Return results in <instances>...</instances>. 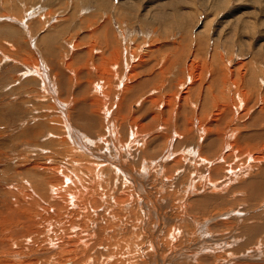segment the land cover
<instances>
[{"label":"rangeland","instance_id":"rangeland-1","mask_svg":"<svg viewBox=\"0 0 264 264\" xmlns=\"http://www.w3.org/2000/svg\"><path fill=\"white\" fill-rule=\"evenodd\" d=\"M103 21L104 23L108 21L107 24L111 30L112 36L108 41L106 34L104 36L100 29ZM51 28L56 30L54 31ZM157 37L158 42H155L157 45L166 44L168 46L169 43L178 41L180 44L178 46L181 47L180 50L182 52L188 50L189 54L186 58H190V61L194 53L199 56V62L198 60L194 62L192 71L191 69L186 71L187 74H191L192 78L196 80L200 78L201 81L198 82L203 87H201L202 93L197 89L196 91L199 90L198 92L193 93L192 91L193 94L191 93L194 98L188 95V100L186 99L190 107H186V111H188L186 115L187 118L193 119V125L194 121H196V112H198L203 102L208 80H210V71L207 70L210 64H213V66L218 65L219 67L217 66V68L219 69L218 75L212 79V84L208 86V92L210 91L206 98L208 99V104L205 106L206 110L204 109V113H207L208 117L206 118L208 121L205 124L216 116L214 115L215 111L212 103L218 104L215 101V95L220 97L222 90L227 101L243 98L245 103H248L247 97L249 95L252 97H249L252 99V102L257 100L253 108L254 110L257 111V109L259 110L260 107L264 106V0H0V53L4 52L3 55H0V188L2 190L4 188L5 190H10L9 188L12 184H16L19 181L18 178L22 179V177L28 183L27 180H29L30 176L26 175L22 170L15 174L17 163L22 161L24 156L29 155L28 158L30 159L31 155H43L42 151H37L39 147L50 151V158L52 160H43V162H47V164H60L64 166L63 168L61 166V169L69 172L73 184L69 185L68 190H65V195H76L73 197L74 200L72 202L74 203L75 197H92L90 192L93 191L92 194L97 193V189H100L98 187L104 185L103 182L99 183L98 181H102L100 180L102 179L101 176L106 175L101 172L100 169H103L101 166L108 162L109 167L117 170L112 162L116 160L115 163H118V167H124L130 175L139 176L136 181L138 186H140V183H143L141 176L147 178L145 183H143V192L136 191L132 196L136 195L137 197L131 196L134 199H132L130 204H122L124 208L122 207L121 211L125 215L123 216L125 227L133 228L144 222L146 224L142 223L141 225L144 228L146 227V232H142L145 241L149 239L147 242L150 241L152 243V240L157 236L163 237L161 234L165 235L164 230L160 233L158 232L159 234L154 233L157 229L155 225L158 223V219L154 217L155 211L153 208L155 206L153 201H155V204L161 208V210L159 209L160 215L165 216L168 221L160 219L161 223L158 224L163 229L171 227L177 230L179 225H182L186 228L185 232H188L191 228L194 230L196 226H202L201 230H204L202 232V235L205 236L204 238H206L204 234L208 233V236H211L210 239L213 240L211 242L212 245L215 246L217 243L222 244L223 250L220 249L219 251H221L220 253H224L223 259L227 260H224V263L230 264L234 263V261L242 263L240 261L242 258L248 257L250 259L251 257V262L255 261L252 263L258 264L259 260L260 264H264V261H261L263 259L261 257H258L261 259H257L255 255L249 257L252 254V249L264 246V235L262 233L258 234L260 237L255 235L252 240L249 236L248 247L240 251V253L232 254L231 251L230 253L227 251L230 249L234 250L233 247L235 248L242 244L248 236L247 230L244 233L240 229L241 225L247 223H253L252 225H254L255 223L257 226H260L263 223L258 217L245 219L249 215L255 217L253 215L257 214L261 216V213L264 214V211H262L264 210V177L261 178L263 187L260 188L261 190H258L259 192L257 191V194H259H255L253 197H249L248 194L257 190V187H259V184H256L257 182L252 183L250 187L252 191L250 193L246 192L243 188H239V186L245 180L264 176V147H261L264 145L262 142L264 141V116H261L263 117H260L261 119L258 118L259 121H255V124L247 129L248 134H243V130L241 129H230L229 125H234L238 117L236 112L231 110L232 115H235V120L233 123L229 121L230 124L228 123L229 125L227 124V126L223 125L222 129L225 132L220 136L218 152L212 151L208 153L212 155L217 153V156L221 154V157H224V163L222 160H218L219 158L214 159L217 157L214 156V160H210V165H199L198 158L195 159V156L192 157V154L187 156L186 153L188 152L186 150L189 149L185 148L184 150L183 147V151H179L180 154H178L181 157L177 156V154L175 155L176 158H179L183 162L182 165L179 167L167 165L168 161L164 160V155L172 147L171 140L168 143H164V141L163 148H161L162 151L156 154L151 144L148 146L147 143L145 144L143 136L132 137L130 135V132L136 135L153 134L154 131L150 129H157L161 125H164L163 118L165 117H162L164 110V116H168V113H170L168 107L162 106L163 101L166 103L168 98L170 99L174 96L171 93L173 89L170 92L167 86H165V91L167 92H165L166 94L163 93L162 96L156 92L158 86L155 84L156 86L154 85L153 87L154 80L153 84L149 85L151 87L148 86L146 89L143 87L142 91L140 90L133 94L131 90L126 92L127 84L131 85L139 80H143L147 78V73H156L155 70L157 69L161 70L163 68L160 73L165 72V76L163 77L167 80L174 73V71H168L162 67V61L156 64V62L144 59L145 67H141L144 65L139 64L140 66H137L139 68L136 71L138 72L145 68L147 73L140 71L141 73H138V77L131 78L130 76L132 64L137 65V61L139 62L143 58L142 55L145 53L143 48L146 46L144 45V41L153 40ZM133 45H137V47ZM113 49H120L123 51V54L127 52V58L115 63V58L111 52ZM6 50L11 53H8ZM23 59H26V67L22 65ZM200 60L206 63V65L200 63ZM212 60L213 62H210ZM149 62L151 63L149 64ZM34 68L35 70H33ZM26 69L31 70L28 76L25 75L28 74ZM196 72H200V74ZM221 78L223 79L221 80ZM181 79L183 80L184 88L182 86L183 83H180L181 85L178 86L177 90L179 93L176 91L175 103L176 100L180 99L179 96L183 95L182 93L185 92L184 90H186L188 84L190 85L191 81L192 83L194 81L191 79L190 83H188L185 78L181 77ZM172 84L173 88H176L177 84L175 82ZM240 91L246 93V97H240ZM251 91L256 96H253L254 93L252 95ZM198 95L202 97L200 98ZM123 96L126 99L119 108V102H121ZM147 99L148 102H146ZM153 99L154 101L158 99V102L161 100L159 105L156 104L157 101L153 104ZM198 102L200 106H198ZM40 111H43L45 115H50L49 119H46ZM176 111L178 113L177 109ZM252 113L249 112L245 116L246 119L244 118L242 122L249 121ZM117 115L121 117L119 118ZM152 115L155 116L154 125L148 126L147 121ZM228 116L230 117V114ZM55 117L61 120L63 126H60V128L57 127L56 122L52 121V118L54 119ZM256 123L259 124L257 125ZM137 125L143 129L141 128V131L138 130ZM177 127L180 128L179 125ZM59 131L62 133H59ZM231 131H235L234 134L230 133ZM236 131L239 132V137L241 134L248 136H252V134L257 135L252 136V141L250 138L240 139L237 143L238 136L235 137ZM253 131L257 133H251ZM34 132L40 133L35 134ZM33 133L41 136H34L39 137L37 140H34L32 139ZM51 134L59 138L65 135L67 140L65 143L63 141V144H59L57 143L59 139H52ZM71 135H74L75 138H70ZM205 137H209V134L206 133L205 135L198 136L202 144L207 143ZM190 140L193 141L188 137L189 142ZM164 145H166V148ZM239 147L243 150L238 151ZM198 152L200 154L201 150H198ZM111 157L112 159L110 160ZM170 159L172 160V158ZM255 160L256 162H254ZM163 164L166 165L165 168ZM222 164L223 171L219 167ZM65 166L67 167L65 168ZM95 166L98 169H95ZM216 167H219V170L217 173H214L216 170L212 169ZM230 168L233 170L238 168V174L232 175V173H228L227 170ZM119 170L122 169L119 167ZM202 171L206 173V182L212 180L215 185L216 183H220V186L211 187L209 183L204 182L202 177L205 173L200 174ZM105 172L107 173L106 170ZM122 173V171L119 173L118 171L111 172L107 179L112 175V177L119 176L124 178V173L121 175ZM232 177L236 178V181H233ZM94 178L95 180H93ZM95 182L100 186L97 187ZM128 182L121 181L118 183L115 180L114 184L117 183L116 185L119 186L121 183L120 185L123 188L126 187L124 186L126 183L127 186L130 185V189H133L130 191L135 192L133 182ZM122 183L124 184L122 185ZM18 185L16 184V187L19 188ZM79 188L80 190L82 189L81 195L72 193ZM114 188L111 192H115L116 188L115 190ZM123 189L126 190V188ZM213 190L218 192H214ZM48 193L50 194V191ZM105 193L104 191L101 199H104L103 197L106 199L105 195L107 193ZM142 193H145L147 196L142 198ZM116 194L119 195V193ZM144 198L147 200L146 210L143 209L146 212L141 213L144 216V218L142 217L144 221L140 222L139 220L137 222L136 218H134L136 215L134 212H137L138 209L131 210V205L134 200L142 202ZM199 200H205L204 204L206 205L203 206L205 209H197L194 206V201L198 203ZM78 204L82 207L78 208L81 211L74 209L75 212L73 211L72 213L75 215H72L76 222L79 221L78 223L81 224L82 219H76L77 212H80V215L77 217L82 218V214L84 217L90 210L85 209V205ZM114 205H109V213L107 212V214L117 212V207L115 209L116 205ZM112 207H114L113 211ZM103 208L105 209L104 206ZM102 209L99 211L95 209V213L97 211L98 213H102L104 210ZM240 213H242L241 216H239ZM93 215L92 217H94ZM138 217L140 218V216ZM152 219L155 220L153 221ZM42 224L44 225L45 223L41 222V227L43 226ZM47 226L62 230L61 226ZM155 227V231L152 232V229ZM113 232L115 236L111 237L112 241L117 239L116 234H118L116 229H113ZM90 233L93 239L89 240L90 245L88 244L83 249H81V246H78V241H72L74 237H67L69 241L65 240V242L71 245H67L66 248L65 246L61 247V252L65 253L69 249L73 250V252L71 254L68 253L70 255L59 254L54 259L53 264H68V262L71 263L73 260L83 262L84 259L86 260L87 254L91 256L93 250L89 252L90 247H93L94 250L97 249L95 243L98 233L97 231L93 232V230ZM44 234L47 235L45 232ZM44 234L43 236H45ZM190 235L192 236L193 233ZM172 237H174L172 242L165 245L163 257L169 254L172 248L178 251L180 244V247L185 249L183 251L187 252L189 256L185 259L187 253L183 252L185 257L182 253L181 257L174 255L170 258L171 261L169 263L171 264H196V260L192 261L190 259L192 257L191 253L198 254L199 246L200 249H203L202 247L212 248L210 241L206 242L208 241L206 239V244L201 245L199 242L202 238L200 239L198 236L191 237V239L186 236L185 239L174 234ZM169 239L171 241V238ZM130 240L132 241V239ZM73 242L77 243L73 244ZM251 243L252 246H250ZM255 243L256 245H254ZM188 245L190 247L187 248ZM167 248L169 251H167ZM111 249H115V246ZM83 250L86 251L84 252ZM56 252L54 251L53 253ZM189 259L192 263H189Z\"/></svg>","mask_w":264,"mask_h":264},{"label":"bare ground","instance_id":"bare-ground-1","mask_svg":"<svg viewBox=\"0 0 264 264\" xmlns=\"http://www.w3.org/2000/svg\"><path fill=\"white\" fill-rule=\"evenodd\" d=\"M107 22L104 23V21H103V24H101V26H100L101 28L100 27L99 28L102 30L101 32H102V34L104 36L106 34L107 41H108V39L112 36V34L110 32L111 30H110V27L107 24ZM52 30H54V28ZM94 30H95V28H94ZM93 35H95V34H93ZM96 36H97V34H96ZM114 37H115V35H114ZM157 39H158V37L156 39H153V40L144 41V45H146L143 48L145 53H143V55H142L143 58H141L140 60L138 59L139 60V62L137 61L138 64L135 62L137 65L132 64L133 67L131 69L130 76H131V78L138 77L137 75H138V73L140 71H142V73L145 71V68L144 69L142 68L143 70H140L138 72L136 71L137 68H139V67H137L139 64L140 65H144V66H141V67H145L144 59L145 60L147 59V60L152 61V62H156V64H157V62H161L162 61L163 64L161 66L166 68L168 71H171V70H172V72L174 71V73H172L171 78L167 80V79H165L163 77V76H165V72L164 73L163 72L160 73V71L163 68H161V70L160 69L159 70L158 69L155 70L156 73H154V72L153 73H147L145 71V73H147L146 74L147 78H145L143 80H139V81H137V82H135V83H133L131 85L127 84L126 92L131 90V92L133 94V93L139 92L143 87H145V89H146V87H148L149 85L153 84L152 83L153 80H154L153 87H154L155 84L158 86V90L156 92L159 93L160 96H162L163 93L167 92V91H165L166 90L165 86H167L169 88L170 92L173 89L174 92L172 90L171 93H172V95L174 94V96H173L174 98L173 97H171L170 99L168 98L166 103L164 101L162 103V106H164L166 108L168 107V110L170 111V113L167 112L168 116H164L165 115V110H164L163 116L162 115L161 116L165 117L166 121L169 122V123L167 124V122L165 121V118H163L164 125H161L157 129H150L151 131H154L153 134H150V135H148V134L136 135V134H133V132H130V135H132V137L143 136L145 138L144 139L145 144L147 143V146L151 144L152 147L154 148V150L156 151V154H159L160 153L159 151H162L161 148H163V142L164 141H165L164 143H168V141L171 140L172 147L170 149L167 148L168 152L165 153V155H164V160L168 161L167 165L170 164L171 166H177V167L182 165L183 162L180 161L179 158H176L175 155L177 154V156H179L178 155V154H180L179 151H183V148H184V150H185V148L189 149V150H186V152H188V153H186L187 156H189V154L190 155L192 154L193 155L192 157L195 156V159L198 158V162H199L198 164L199 165H201V166L204 165V164L210 165V160L213 159L214 156L216 157L217 153H215L214 155L208 154V153L212 152V151L213 152H215V151L218 152V150H219L218 149V145H219V142H220V136L222 135V133L225 132V131L223 132V129H222L223 125L225 124V126H227L229 121H230V123L231 122L233 123V121L235 120V118H234L235 115L234 116L232 115L231 110L236 112L238 117H237L236 123L234 125L232 124V126H231V125H229L230 123L228 124L229 127H231L230 129H236V130H240L241 129V130H243V134H248L247 133V129L252 127L253 124H255V121H259L258 118H260L261 116H264V106L260 107L259 110L257 109V111L254 110L253 108H254V105H255L257 100L255 102H252L251 101L252 99H250L252 97H250L249 95L247 97V99L249 100L248 103H245L243 98H237V99H232L230 101H227L225 99V97H224V91L222 90L221 94H220V97H218V95H215V101H217L218 104L216 105L215 102L212 103L213 107H214V111H215L214 115H216V116H214L213 119H211L207 124H205L208 121L207 118H206V117H208L207 113H204L205 112L204 109L206 110L205 106H206V104H208L207 103L208 99H206V98L209 95L208 93L210 92V91L208 92V90H209L208 86L212 84V79L215 76L218 75V69H219V68H217L218 65L217 66L216 65L213 66V64H210V66L207 68V70L210 71V74H209V76H210L209 79L210 80H208V86L205 85L206 88H205V91H204L203 102L201 104V107H199L198 112H196V116H195L196 121H194V125H193V119L187 118V115H186L187 112H188V111H186V107L187 108L189 107L188 101L186 102V99L188 98V95L190 97V95L193 96L192 94L194 92L196 93L199 90L201 91L202 85H201V83L198 82V81H201L200 78L196 80L195 78L191 77V74H187L186 71L187 70L189 71L190 69L192 71L194 62L196 60H198V62H199V56L196 53H194V56H193V58L191 57L192 59L190 61L189 60L190 58L189 59L186 58V56L189 54L188 50H186L185 52H182L180 50L181 47L178 46V45H180L178 41H177L178 44L175 41L169 43L168 44L169 49H168V46L166 44L157 45L155 43L157 41ZM105 45L107 46V44H105ZM134 47H137V45H135ZM134 47H133V49H134ZM111 52H112V56L115 58V63L117 61L120 62L121 59L127 58V52H125L123 54V51H121L120 49H113V50H111ZM8 53H11V52L9 51ZM3 54H4V52L0 53V55H3ZM24 56H26V55H24ZM25 60L24 59L22 60L23 64L21 62L20 63L23 66L26 67L27 66V62ZM200 61H201L200 63H203V64L206 65V63H204L202 60H200ZM210 62H213V60L210 61ZM150 63L151 62H149V64ZM154 66H155V64H154ZM200 66H201V64H200ZM130 68H131V66H130ZM149 69H148V71H149ZM33 70H35V68ZM26 71L28 72V74H25V75L28 76L29 75V71L31 73V70L30 69H26ZM198 73L200 74V72H198ZM128 74H129V72H128ZM230 74L233 75L234 72H233V74L232 73H230ZM126 76H127V74H126ZM181 77L185 78V80L188 83H190L191 79H193L194 81H193V83L191 81L190 85L187 83L188 87H187V85H185L187 87V88L185 87L186 88V90H184L185 92L183 91L184 92V93H182L183 95L179 96L180 99L176 100V103H175L176 91L179 88L178 86L183 83V80L181 79ZM197 77H199V76H197ZM222 79L223 78H221V80ZM186 81H185V83H186ZM174 82L177 84L176 88H173V84L172 83H174ZM235 82H236V80H235ZM235 82H234V84L237 83V82L236 83ZM242 84H240V85H242ZM182 86L184 88V83L182 84ZM149 87H151V86H149ZM180 88H182V87H180ZM197 89H199V90L196 91ZM192 91H193V93H192ZM202 91H201V93H202ZM177 92L179 93V91H177ZM218 92H220V91H218ZM213 93H215V92L213 91ZM239 93H240V97H242V96L246 97V93H243L241 91ZM251 93H252V91H251ZM253 93H252V95H253ZM152 94H154V93H152ZM257 94H259V93H257ZM198 96H200V95H198ZM253 96H256L255 93H254ZM201 97L202 96H200V98ZM155 98H157V96H155ZM161 98L164 99L163 97H161ZM193 98H194V96H193ZM256 98H258V97H256ZM125 99H126L125 96H123V98H121V102H119L120 103L119 104V108L124 103ZM148 99H150V98H148ZM148 99L146 100V102H148ZM253 99H254V97H253ZM156 101H154V99H153L152 103L154 104ZM193 101H195V100H193ZM159 102L157 101L156 104L159 105ZM140 104H142V103H140ZM198 104H199V102H198ZM198 106H200V104ZM138 109H140V108H138ZM176 109L178 110V113H177ZM124 110H125V108H124ZM252 110H254V111H252ZM77 111H78V109H77ZM249 112H253L251 117H250V119H249V121L247 120L246 122H242L244 120L245 116ZM40 113L43 114V111H40ZM228 114H230L231 118L228 116ZM43 115H44V117L46 119L50 116V115H45V114H43ZM117 116H116V118H117ZM188 116H189V113H188ZM0 117H1V112H0ZM135 117L137 118V116H135ZM143 118H144V116H143ZM154 118H155V116L152 115L148 119V121H147V125L148 126H153L154 125V121H155ZM226 118H229V119H226ZM261 118H263V117H261ZM90 120H92V119H90ZM52 121L56 122L57 123V127H59V128H60V126H63L62 123H61V120L59 118H57V117H55L54 119L52 118ZM122 121H123V119H122ZM130 121H132V120H130ZM140 121H142V120L140 119ZM112 124H114V122H112ZM177 125H179L180 128H178ZM129 126H130V124H129ZM164 126H167V127H164ZM229 127H227V128H229ZM137 128H138V130L141 131L142 127L137 125ZM142 132H144V131H142ZM234 132L231 131L230 133L234 134ZM34 133L37 134V133H40V132H34ZM34 133H33V135L31 134L32 135V139L37 140L39 137H34V136H41V135H35ZM59 133H62V132L59 131ZM206 133L209 134V137H205V139L207 140V143L206 144H202L201 143V139H198V136H201L202 134L205 135ZM238 133L239 132L236 131L235 137L238 136ZM251 133H257V132L253 131ZM258 133H260V131H258ZM63 134H64V132H63ZM256 135L257 134H252L253 137L256 136ZM63 136H64V138H63ZM63 136L59 138L58 136L52 135V139H54V140L59 139L58 140L59 142H57L59 144L62 143L63 141L65 143V141L67 139L65 138L66 137L65 135H63ZM252 136L242 135L241 134L240 137L239 136L237 137V143H238V141L240 139H248V138H250L251 141H252V139H253ZM172 137H173V139H172ZM188 137H189V139H192L193 141L190 140V142H189L188 141ZM70 138L74 139L75 137H74V135H71ZM260 139H262V138H260ZM262 142L264 144V141H262ZM159 146H161L160 147L161 150L158 149ZM164 146L166 148V145H164ZM57 147H58V145H57ZM261 147H264V145L261 146ZM178 148H179V150H177ZM180 148H182V149H180ZM198 150H201L200 154H199ZM239 150L241 151L243 149L239 147L238 151ZM37 151H42L43 155H33V156L31 155L30 159L28 158L29 155L28 156H24L23 160L19 161L17 163V170H16L15 174L22 170L24 173H26V175L30 176L29 180H27L29 184L27 182H25L23 180V177H22V179L18 178L19 181L16 182V184H19L18 185L19 188L16 187L15 183H13L12 186L9 188L10 190H5V188H4V190H2L0 188L2 190V191L0 190V264H53L54 263V259H56L59 254H63L64 253V252H61V247L63 248L65 246V248H66L67 245L68 246L71 245V244L69 245L68 242H65V240L66 241L68 240L67 237L76 238L75 240H73L74 239L73 238L72 241H78V243L77 242H73V244L77 243L78 246H81V249H83L86 246H88V244L90 242L89 240L93 239L92 238L93 236L90 233L92 230H93V232L97 231V233H98L97 237H96V243H95V245L97 246V247L96 246L95 247L97 249L94 250L93 247H90V251L89 252H91V250H93L92 251L93 254L91 256L87 254L86 255V260L84 259L83 262L73 260L71 263L68 262V264H171L169 262L171 261L170 258L172 256L177 255L178 257H181V253L182 252L183 253H187V252L183 251L185 249H182L180 247L181 246V244H180V246H179L180 249L178 250V248H177L178 251H175L174 250L175 248L174 249L172 248V250L169 251V249L167 248L168 249L167 251H169V254H166V256L163 257L164 253H165V251H164L165 245H167L169 242H172V239L174 238V237H172V235L175 234V235L179 236L180 238H185V239H186V236L190 237V239H191V237H195V236L197 237L198 236V237H200V239L202 238L201 241L199 242L201 245L205 243V239L208 240L206 242L210 241V244L213 241L212 239H210L211 236L210 237L208 236V233L204 234V235H206V238H204L205 236L202 235V232L204 230L203 229L201 230L202 226L201 227L200 226H196L194 230H193V228H191V230L188 229L189 230L188 232H185L186 228H185V226H182V225H179L177 230L175 228L172 229L171 227H169V228L167 227V229L166 228L163 229V227H161V225H159L161 223L160 219H162V221H166V222H168V221L165 218V216L160 215L159 209L161 210V208L159 207V205L155 204V201H153V204L155 206V208H153L154 211H155L154 217H156L158 219V223L159 224L155 223L156 224L155 226L157 227V229H156V227L153 228L152 232H154L155 229H156V232H154V233H158V232L160 233L161 231L164 230L165 231V235L162 233L161 235H163V237H158L157 236L159 234L158 233L156 235L157 237L155 239H153V240L151 239L152 243H150V241L147 242L149 239L147 241H145V239H143V233H144V231L146 232V230H145L146 227L144 228L141 225L142 223H144V222H141V221H144L142 219V217L144 218V216L141 213H145L146 212L145 210H146V207H147V200L144 198V200L141 199L142 202L141 201L139 202V201H136V200L133 201V203L131 205V210L134 211L135 209L136 210L138 209L137 212H134L136 214L134 218H136L137 222L139 220L141 222V224L137 223L138 225L134 226L133 228H129V227H125L124 226V218H123V216H125V215L121 211V208L122 207L124 208V205H122L124 203L130 204L132 199H134L132 197H134V196L137 197L136 195L132 196L134 193H136V191L143 192V188H144V184L143 183H145V181L147 179L146 177H142L141 176V181L143 183H140V186H138L136 181H137V177H139V176H136V175H133V174L130 175L129 173H127L125 168L122 167V166H119L120 169H122V170H119V167L117 165L118 163H115L116 160H114L112 162H113V165H114L115 169H117V170H113L114 169L113 167H112L113 169L111 167H109L108 166V162L104 163L105 164V165H103L104 167L101 166V168H103V169H100V170H101V172H103L106 175H102L101 176L102 179H100V180H102V181H98L99 179L96 178V179H98L97 181L99 183L103 182L104 185H102V187H98L100 185H98L96 183L97 182L96 181L95 182L97 184L96 186L98 188H100V189H97V191H96L97 193H95V194H92L93 191L90 192L92 197L90 196L91 199L88 200L89 202L87 201V199L90 198V197H84L83 198V196H82V197H75V202H74L75 204H74L72 201L74 200L73 197L76 196V195H74V194L65 195V190H68L69 189L68 188L69 185L73 184L71 182V176L69 175V172L64 170V169H61L62 165H60V164L59 165H57L56 163L47 164V162H43V160L44 161H49L51 159L49 150H45V149H42V148L38 147ZM60 152H62V151H60ZM182 156H184V155H182ZM179 157H181V156H179ZM161 158H163V157H161ZM170 158H172V160ZM111 159H112V157L110 158V160ZM214 159L222 160V162L224 163V157H221V154L218 155ZM235 159H233V160H235ZM248 159H249V157H248ZM193 160H194V158H193ZM254 162H256V160ZM163 166H164V168L166 167L165 164H163ZM63 167L64 166H62V168ZM66 167L67 166H65V168ZM219 167H220V169L222 171L224 170L223 164L220 165ZM219 167H216V168L212 169V170H216V172H214V173H217V171L219 170ZM94 168L98 169L97 166H95ZM104 169L107 171V173L105 172ZM263 170H264V168H263ZM114 171H118V173L120 171H122L124 173V175H123V173L121 175H123L124 178L119 177V176L118 177H112L113 176L112 175L110 178L107 179V177L110 176V173L111 172L113 173ZM137 171H139V170H137ZM203 171L200 174L205 173ZM227 172L228 173H232V175L236 174L238 172V168L236 170L235 169L233 170L232 168H230V169L227 170ZM244 174H245V172H244ZM81 175H82V173H81ZM214 175H216V174H214ZM89 176H91V175H89ZM263 177L264 176H262V177L261 176H257V177L245 180V181L242 182V184H240L239 188H243V189L246 190V192L250 193L252 191L251 190L252 188H250L252 186V183L253 182H257L256 184H259V187H257V190H255V191L251 192L250 194H248L249 197H253V196H255V194H257V191L261 187H263V181L261 179ZM232 178H233L232 179L233 181H236V178H234V177H232ZM202 179H203L204 182H206V173L203 175ZM93 180H95V178ZM115 180H117L118 183L121 182V181H124V182L132 181L133 184H134L133 187H134L135 192L130 191V190H133V189H130V185L129 184H128L129 186H127L126 183H125L124 186H126V187H123V188H126V190L122 188V186L120 185L121 183L119 184V186H117L116 185L117 183L114 184ZM213 182L214 181L210 180L209 182H206V183H209L211 187L218 186V185L220 186V183H218V184L216 183V185H215V183H213ZM123 184L124 183H122V185ZM114 187L116 188V190H115ZM113 188H114L115 192H111L113 190ZM127 188H129V189H127ZM81 190L79 188V189H77V191H75V192L73 191L72 193H78L79 195H81L82 194ZM49 191H50V194L48 193ZM104 191L107 193V194L105 193L106 194L105 195L106 199H105V197H103L105 200L101 199V196L104 195ZM213 191L214 192H218V191H215V190H213ZM262 191H263V189H262ZM46 193H48V194H46ZM83 193H84V191H83ZM116 193H119V195H117ZM141 195H142V198L147 196L145 193H142ZM176 198H175V200H176ZM155 199H156V197H155ZM182 199H184V198H182ZM77 200H78V202H77ZM204 201L205 200H199L198 203L196 201H194L195 202L194 206L197 207V209L198 208L205 209L203 207V206L206 205V204H204ZM78 203L85 205V207L84 206L83 207L85 209H87V210H90V211L87 212L88 214L85 215L84 217H83V214H82V218L77 217V216L80 215L79 214L80 212L79 213L77 212L76 219H78V220L82 219L81 220L82 221L81 224L78 223L79 221L76 222L75 218H73V215H72V214H74V213H72L74 211V209L80 210L78 208L81 207V205L79 206ZM182 203H183V201H182ZM101 204H102V207L103 206L105 207V209L103 208L104 210L102 209ZM113 204L116 205V206L115 205L114 206H115V209L117 207V212L114 210L115 212H113L111 214H107V212L109 213L108 210H109L110 206H112ZM207 206H208V204H207ZM219 206H220V204H219ZM99 207H101V208H99ZM97 208H99V209H97ZM95 209L98 210V211L100 209H102L103 212L102 213H98V211H97V213H95ZM113 209H114V207H112V211H113ZM143 209H145V210H143ZM139 210H140V212H138ZM262 211H264V210H262ZM201 212H203V211H201ZM131 213H133V212H131ZM161 214H163V213H161ZM241 214L242 213H240L239 216H241ZM92 215L94 217H92ZM106 215H107V217H106ZM138 216H140V218ZM253 216H255V217H252L251 215H249L248 217H246L245 220L258 217L259 220L263 221V223L261 224L260 221H259V223L261 224V225L259 224L260 226H257L255 223H254V225H252L253 223H247L245 225L243 224V225H241V228L239 226V228L241 230H243L244 233H245L246 230L248 231V234H247L248 236L246 237V239H244V242H242V244H240L239 246L235 247L236 249L233 247L234 250H232V249L227 250L229 253L231 251L232 254H237V253H240V251H243L246 247H248V245H249V241H248L249 238L248 237L249 236L251 237L250 239L252 240V238H254L255 235H257L258 237H260L258 234L262 233L264 235V214L261 213V216L260 215L258 216L257 214L253 215ZM126 217H127V214H126ZM145 219H146V217H145ZM130 220H131V218H130ZM242 220L244 221V219H242ZM121 221H123V222H121ZM41 222L45 223L44 225L42 224L43 225L42 227H41ZM144 224H146V223H144ZM47 225L56 226V227L61 226L62 230L60 231L57 228H53V227L50 228ZM113 229H116L118 231V234H116L117 239L114 240V241L111 240V237L115 236L114 232H113ZM149 229H151V228H149ZM158 229H159V231H158ZM133 230H134V232H133ZM66 231H68V232H66ZM217 231H218V228H217ZM44 232L47 233V235H45ZM111 232H112V234H111ZM148 232H151V231H148ZM213 232H215V231L213 230ZM184 233H186V234H184ZM191 233H193L192 236L190 235ZM228 233H230V232H228ZM43 234L45 236H43ZM169 238H171V241H170ZM130 239H132V241ZM167 240H168V242H167ZM186 242H187V240H186ZM104 244H107V245H104ZM200 244H198V245H200ZM207 245H209V244H207ZM254 245H256V243ZM113 246H115V249L112 250L111 248ZM211 246H212V248L202 247L203 249H200L199 248L200 246H199L198 247V251H197L198 254L191 253L192 254L191 256L193 258L190 257V259H192V261L196 260L195 261V262H197L196 264H227L226 262L225 263L223 262L224 260H226V259H223V254L224 253H220L221 251H219L220 249H222V247H221L222 244L220 245L219 243H217V245L215 244V246L211 244ZM250 246H252V243H251ZM170 247H171V244H170ZM188 247H190V245H188L187 248ZM215 247H217V248L214 249ZM67 248H70V247H67ZM193 248H194V246H193ZM54 251H57V252L53 253ZM71 252H73V250L69 249L64 254L65 255H70ZM52 253H53V255H52ZM68 253H70V254H68ZM218 253H220V254H218ZM133 254L135 255V257H133L134 256ZM252 255H255L257 259L263 258L261 260L263 262L264 261V246H262L261 248H259V247L256 248L255 247L254 249H252V254L249 255V257L252 256ZM183 256H184V254H183ZM187 256H189L188 253H187L185 259H187ZM4 257H7V258H4ZM258 257H261V258H258ZM102 258H104V259H102ZM100 259H102V261H100ZM250 259H251V257H250ZM250 259L248 257L247 258H242L241 260L238 259L242 263H239V261H238V263H236V261H234V263H230V264H257V263H252V262H255V261L251 262ZM192 261L190 260L189 263H192ZM174 264H178V263H174ZM258 264H260L259 260H258Z\"/></svg>","mask_w":264,"mask_h":264}]
</instances>
